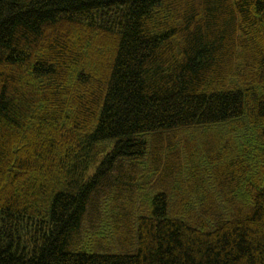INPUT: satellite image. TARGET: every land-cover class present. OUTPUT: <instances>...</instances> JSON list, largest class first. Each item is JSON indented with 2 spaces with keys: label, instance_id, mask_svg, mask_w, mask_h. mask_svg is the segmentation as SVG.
<instances>
[{
  "label": "trees",
  "instance_id": "1",
  "mask_svg": "<svg viewBox=\"0 0 264 264\" xmlns=\"http://www.w3.org/2000/svg\"><path fill=\"white\" fill-rule=\"evenodd\" d=\"M0 264H264V0H0Z\"/></svg>",
  "mask_w": 264,
  "mask_h": 264
}]
</instances>
